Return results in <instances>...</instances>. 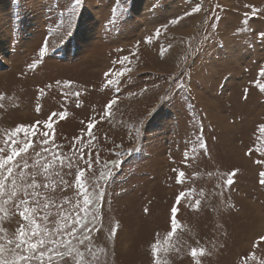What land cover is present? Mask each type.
<instances>
[{
    "label": "rangeland",
    "instance_id": "obj_1",
    "mask_svg": "<svg viewBox=\"0 0 264 264\" xmlns=\"http://www.w3.org/2000/svg\"><path fill=\"white\" fill-rule=\"evenodd\" d=\"M262 70L264 0H0L4 256L34 224L52 264H264Z\"/></svg>",
    "mask_w": 264,
    "mask_h": 264
},
{
    "label": "snow or ice",
    "instance_id": "obj_2",
    "mask_svg": "<svg viewBox=\"0 0 264 264\" xmlns=\"http://www.w3.org/2000/svg\"><path fill=\"white\" fill-rule=\"evenodd\" d=\"M77 4L80 3V0H76ZM196 11H198V9H196ZM173 23H175V21H173ZM44 49L42 48L41 49V52L43 53ZM127 59V58H125ZM122 75V73H121ZM261 75H264V70H262L261 72ZM70 83V82H69ZM109 83H112V81H109ZM264 90V89H262ZM78 95V93H77ZM115 101H111L108 105H106V109L110 108L112 104H114ZM57 115L56 113H53L52 116H55ZM60 118L63 119L64 118V113H60ZM52 117L49 118V120H51ZM39 123V122H37ZM45 126L47 128H51V123L50 122H46ZM33 129L35 128V125L32 126ZM88 130H89V135H91V129L94 127V123H89L88 124ZM21 131H24L25 132V135H28V131H27V126H18L16 129H15V132L16 133H19ZM32 134H35L34 132ZM47 141H45L46 143ZM13 143H15V141H13ZM28 147H30V144H26L23 148L19 149V152H23L25 151ZM19 152L16 151V150H13L12 154L9 155L7 157V159H4L2 157H0V195L3 194V189L5 187V184H4V179L5 177L3 176V170L5 169V166L6 164H8L9 161H12L14 156L16 155H19ZM120 162H117V166L119 165ZM48 165H45V168H47ZM89 168H91V164H89ZM13 172V169L11 167H8L7 168V173L9 175H11ZM181 175H183V173H181ZM83 176V172H80L77 174L76 176V182L80 185L81 189H83L84 187V184L81 183V178ZM235 176V173H231L230 174V177L229 179L226 181L227 184L231 185L234 181L231 177ZM260 177H261V180H260V183L262 185H264V172H261L260 173ZM16 184V181L13 180V186H15ZM37 187V185L33 182V184L31 185H27L25 186V189H24V194H25V197H27L29 195V192H28V188H32V189H35ZM9 195L11 197H14L16 196V191L13 190L9 193ZM33 195H35V193H33ZM181 199V197H177V201H179ZM21 204H27L28 201L27 199L23 200L20 202ZM91 203V195L88 194V193H85L84 195V208L81 209V211H85L86 210V207ZM199 203V202H197ZM45 207H47V205H45ZM33 211H35V209H33ZM147 211V209L145 210ZM177 212V208L176 207H173L172 208V213L175 214ZM19 215L25 219V220H29L30 221V214H29V209L27 207L24 208V211L20 212ZM83 220L82 219H79L77 218L76 219V223H82ZM173 227H175V220H173ZM75 231L76 229L73 228L72 229V234L74 235L75 234ZM171 235V233H169ZM55 235V233H48L46 230L44 229H38L34 224L33 226L31 227V236H35V237H38L34 242L31 240V236L29 235V232L25 231L24 227H21L20 229V236L22 237L19 242L16 244V248H21L22 245H24V249L23 251L25 253H31L30 255L29 254H26V255H19V254H16L14 256L13 259H8L4 256V248L3 246H0V264H21V262H23V264H28V262L30 261H39L40 264H44V259H45V256L47 255V261H48V264H52V261L53 259L55 258V256L57 255V251L56 249H53V248H48L47 250V253L45 251H40V249L44 248L45 245L47 244H56L58 246H68L69 248H71V242L70 240L68 239H63V240H53L52 239V236ZM264 239V238H262ZM83 241H81L82 243ZM60 256H63L64 253H58ZM196 250L193 249L192 250V255L193 256H196Z\"/></svg>",
    "mask_w": 264,
    "mask_h": 264
}]
</instances>
